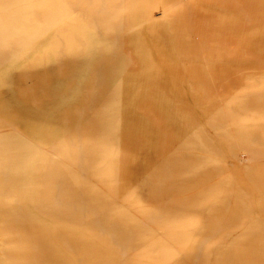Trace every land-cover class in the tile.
<instances>
[{
	"label": "rangeland",
	"instance_id": "obj_1",
	"mask_svg": "<svg viewBox=\"0 0 264 264\" xmlns=\"http://www.w3.org/2000/svg\"><path fill=\"white\" fill-rule=\"evenodd\" d=\"M0 264H264V0H0Z\"/></svg>",
	"mask_w": 264,
	"mask_h": 264
}]
</instances>
